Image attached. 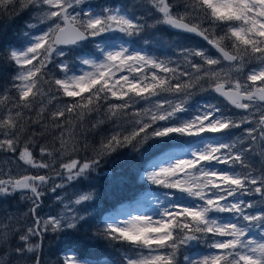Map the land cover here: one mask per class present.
Returning a JSON list of instances; mask_svg holds the SVG:
<instances>
[{"label":"snow or ice","instance_id":"snow-or-ice-1","mask_svg":"<svg viewBox=\"0 0 264 264\" xmlns=\"http://www.w3.org/2000/svg\"><path fill=\"white\" fill-rule=\"evenodd\" d=\"M13 0H0V3H11ZM152 8L159 13L157 23H163L176 29L201 36L214 47L224 61L242 63L258 61L246 77L247 82L237 81L221 82V73L211 70L212 66L219 65L221 60L212 58L204 50H193L188 55L200 57L208 69L202 65L188 60L190 67L203 76L197 75L194 79L207 77L216 81L214 91L223 96L237 109L247 111L252 107L251 103L244 101L264 102V0H193L192 7L202 12L213 24L226 27L224 35L210 38L207 29H201L198 24L186 22L184 15L173 13V4L170 0H148ZM82 0H22V7H37L42 13V20L52 21L42 35H37L29 43L26 49L9 50L8 57L11 62L19 66V72L14 77L19 83L14 84L18 92V103L14 107L18 109L30 108L38 98L47 93L41 86L48 83L44 80V70L52 63L53 55L63 57L62 45H77L83 41L100 37L96 44V58H81L80 63L87 65L89 70L80 74H69L67 63L61 62L56 67L64 73L61 79H54L52 83L57 92L63 96L72 98V103L53 112V121L64 118L66 113L75 114L81 119L84 115L99 111L102 101L114 99L121 103L108 104L109 118L123 115L125 110L131 107L135 98L151 100L160 97L163 93H174L182 97L173 102L163 99L155 104V110L146 109L143 113L137 112L132 131L126 135L116 133L102 142L97 158L85 161L72 159L64 163L66 181L72 182L86 175L90 169H94L100 163V158L110 155L117 148L131 145L139 149L152 138H166L173 134L181 136L200 137L195 150L187 155L190 158L167 157L165 160L151 165V170L145 169V178L153 184L166 189H175L183 194L170 199L172 194L161 193L164 198L160 201L168 206L158 213L159 218L152 215H131L128 219H120V214L110 215L103 222V230L96 233L105 240L116 241L130 246L132 255H124L121 264H178L177 254L182 246L192 242L204 241L206 237H220L207 243L210 249L215 251L200 255L198 258L185 256V264H264V207L258 212H250L255 205L252 202L236 200L238 194L246 195L255 186L254 192L264 198V176L254 177L251 173L235 171L234 165L247 168L243 152L234 151V143L216 140L213 137L204 136L205 133H230L233 128H240L244 122L238 123L221 112L220 108L206 104L202 111H198L191 119L181 120L177 114L186 111V102L190 97L188 91L194 87L193 81L179 82L181 76H189V72L181 71L179 67H171L169 63L143 53L140 50L130 51L122 37L106 36L108 33H123L131 37L144 30L145 25L140 18L132 15L127 10L102 9L100 12L85 11L77 8ZM32 27V25H29ZM122 42L117 45L115 41ZM226 40L231 41L232 51L224 46ZM36 61V63H34ZM150 71V75L146 72ZM127 75H117L118 73ZM163 73L164 75H159ZM176 80V83L172 81ZM225 83L232 86L225 89ZM52 96L51 99H55ZM7 100V97H4ZM51 102V100L49 101ZM165 105L168 107L165 108ZM45 111L43 105L40 113ZM22 112L17 110L13 115L9 114L0 120V130L5 139L0 140V148L15 152V144L18 134L15 132ZM166 122L162 126L154 127L158 122ZM170 122V123H169ZM102 123V121H101ZM258 128H249L248 136L253 141L259 133L264 137V114L259 117ZM59 126V125H58ZM149 129H152L150 132ZM139 138V139H137ZM41 155L49 154L46 148L40 149ZM24 163L33 167L47 168L46 163H37L27 147L20 154ZM166 164V166H161ZM213 164L227 165V168L216 169ZM158 169V170H157ZM57 175H60L57 173ZM44 175L23 177L15 181L0 180V193L8 194L10 190H28L32 193L33 223L31 227L19 235L22 247H16L0 252V264H9L10 258L15 255L22 257L26 252L35 251L38 245L29 243L30 237L39 236L42 231L61 228L78 230L77 225L84 221L85 217L73 213L67 217H49L41 221L36 217L39 207L38 201L43 193L40 185L48 182ZM62 185H56V188ZM92 194H82L74 200L75 205H82L92 200ZM187 198L202 203H184ZM71 212V208H69ZM214 213H230L232 218L221 221ZM7 227V226H5ZM253 229L257 232L253 234ZM8 231L0 233L3 241H8ZM134 250V251H133ZM35 264H40L39 257ZM63 264H83L73 252L66 255Z\"/></svg>","mask_w":264,"mask_h":264},{"label":"trees","instance_id":"trees-1","mask_svg":"<svg viewBox=\"0 0 264 264\" xmlns=\"http://www.w3.org/2000/svg\"><path fill=\"white\" fill-rule=\"evenodd\" d=\"M193 0H170L173 4V12L177 15H184L186 22L190 24H198L201 29H207V35L210 38L224 35L226 27L220 24H213L202 12L194 9L192 5ZM82 4L88 8H92L93 12H100L107 7L111 9L115 5L119 6L121 10H127L132 15L139 17L140 22L145 25L144 30L137 35L128 37L123 34V41H129L125 44L126 47L132 50L139 49L143 53L157 59L169 63L171 67H179L181 71L189 72V76H181L180 81H193L194 87L189 89L190 97L186 102V111L184 114L191 117L195 106L201 103L212 104L220 108L225 115H230L226 112L234 110L229 109L223 101L213 95L211 87L216 83L207 77L195 81L197 75L203 76L201 73H196L188 64V60L208 68L204 65L201 58L188 55L189 51L182 52L177 50L175 46L176 33L166 29L162 23H157V17L151 15L146 7H141L139 3L130 0H82ZM22 0H13L11 3H0V120H2L9 111L14 115L17 110L22 112V118L19 119L15 132L18 134V140L15 144L14 154H19L25 147L32 153L33 158H39L41 162H45L49 167L39 170L41 173L51 174L54 170L60 167V164L69 159H76L81 161H89L97 158V153L100 151L102 142H105L110 136L121 133L128 134L135 126L134 121L138 117L134 114L139 112L143 117L145 110V100L135 98L131 102V107L125 110L123 115H118L115 118H109L107 109L108 104L121 103L114 99L102 101L99 111L88 113L81 119L75 114L69 115L66 113L64 118L58 121H53L52 113L60 108L72 103V98L63 96L62 92H57L56 86L52 81L60 79L63 72H61L56 65L64 62L69 65L70 72L77 67V58L81 56H91L96 58L97 49L96 44L101 40L100 37L90 39L79 46L63 48L65 55L63 57L53 55L52 63L44 70V80L48 83H42L41 86L47 93L46 96L38 97L30 108L18 109L14 107L18 103V92L14 84L19 83L14 77L19 72V66L15 65L9 60V50L22 49L29 39V34L32 30L29 25L32 23L35 14L40 10L34 6L23 8ZM113 34V33H111ZM109 36V34H105ZM182 37L189 38L193 41H198L211 54L212 58H218L211 49L196 38H191L182 35ZM224 46L227 50L232 51L231 41L226 40ZM188 55V60L185 56ZM221 60V59H220ZM36 63V61H34ZM151 70L146 72L150 75ZM164 75L163 73H158ZM176 83V80L172 81ZM181 96L174 93H163L161 99H170L177 102ZM51 96H56V99L49 102ZM7 97V100H4ZM55 102L60 105L54 106ZM43 105L45 111L40 113V107ZM182 113L178 115L181 116ZM102 121V123H101ZM165 123L158 122L154 127L162 126ZM59 125V126H58ZM152 129H149L150 132ZM230 133H205L206 137H213L216 140H223L224 142L234 143L236 145L234 151L243 152L247 168H241L240 165H234V169L240 173H251L252 176L260 178L264 176V139L251 142L249 140L237 139L239 131ZM72 132L74 135L75 144L72 145L70 155L64 160H59V155L54 151L57 146L58 136L61 132ZM190 138V137H189ZM139 139V138H137ZM190 139L186 136L173 134L166 138H152L144 143L139 149L133 148L131 145L117 148L115 152L110 155L100 158V163L97 168L99 172H107L100 178L98 198L93 203V207L88 215H85V220L80 221L77 225L78 230L63 229L55 230L36 236L40 239L39 250L37 252H26L22 257L13 255L10 258L9 264H34L32 258L35 255L39 256L40 264H63V253L65 251L75 252L76 256L81 260H108L112 264H121L124 255H132L130 246L116 241H108L102 237L95 235L103 230V222L101 216L103 213L114 210L117 206L125 203H133L139 200L140 196L148 190H156V185L148 181L142 176L144 167L155 160L157 157L166 153L167 151H179L187 148ZM257 145V146H255ZM46 148L49 154L41 155L40 149ZM3 149V148H2ZM5 150V149H4ZM221 169L227 168V165H218ZM38 171V170H35ZM35 176V173H31ZM254 187L249 185L252 189L246 195L238 194L236 197L245 202H252L255 207L248 211L258 212L260 208L264 207V198H261L254 192ZM8 197V196H7ZM11 204V201H8ZM227 216L232 218V214ZM216 216L221 217L219 213ZM25 221H22L21 229L12 231L8 241H0V252L22 247L18 240L19 235L14 233H22ZM257 232L253 229V234ZM38 239V240H39ZM209 243V239L206 240ZM195 250L197 253L208 254L211 250L206 246H182L177 254L178 264H182V257ZM134 251V250H133Z\"/></svg>","mask_w":264,"mask_h":264},{"label":"rangeland","instance_id":"rangeland-1","mask_svg":"<svg viewBox=\"0 0 264 264\" xmlns=\"http://www.w3.org/2000/svg\"><path fill=\"white\" fill-rule=\"evenodd\" d=\"M135 3H139L141 7H146L148 11H151V15L157 17V19L160 18L159 13H157L151 6V4L148 2V0H130ZM107 8V7H105ZM104 8V9H105ZM80 9L92 10V8H88L87 6L83 5L82 3L77 8V11ZM108 9V8H107ZM111 9H119L118 5H115ZM174 13V12H173ZM175 14V13H174ZM43 13L39 11L37 14H35V17L30 25H32L31 29L32 32L29 34V39L27 40V44L24 46L23 49H26V47L29 45V43L33 40V38L37 35H42L44 31L48 29V27L52 24V21L49 20H42ZM163 24V23H162ZM109 36L112 37H123V33L115 32L113 34L108 33ZM175 41V46L177 47V50L189 51L192 52L193 50H204L209 56L210 52L202 47V45L197 42L190 40L189 38L182 37L180 35L175 36L173 39ZM122 41L117 39L115 41L117 48L119 47V44ZM79 46V44L75 45ZM126 46V45H125ZM74 47V46H73ZM18 50V49H15ZM63 50V48H62ZM139 50V49H135ZM64 51V50H63ZM130 51H133L130 49ZM65 53V51H64ZM81 58H89L94 59L91 56H81L78 57L77 60H81ZM200 57H195V59ZM258 61H249L245 60L242 63V66L240 63L234 62L232 64H225L220 63L219 65H215L211 67V70L217 71L221 73V82L225 81H237L239 80L241 83H250L247 82L246 77L249 74V72L257 67ZM208 69V68H206ZM89 68L87 65H83L80 62H77V67L69 72V74H72L75 72L76 74H80L82 71H88ZM128 73H118L117 75H127ZM64 77V73L62 74L61 78ZM60 78V79H61ZM228 87H231L232 85L229 83H225ZM52 97V96H51ZM51 97L48 99V101H53L55 99H51ZM56 97V96H55ZM163 99L158 97H153L151 100H145V110L146 109H153L155 110V104L158 101H162ZM175 103V101L173 100ZM60 105L58 102H55L54 106ZM204 103H201L199 106H195L194 110L192 112L191 117L186 116L184 112L181 114V116L178 117L181 120H187L191 119L195 114H197L198 111L203 110ZM168 106L165 105V108ZM144 110V111H145ZM144 113V112H143ZM257 113V107L252 104V107L249 108L248 112L243 114L241 116L242 119H237L236 122L241 123L242 121H248L250 119H254L252 122L253 126L257 124L256 117L252 116V114ZM264 114V113H263ZM7 116V115H6ZM5 116V117H6ZM163 123H166L164 121H161ZM170 123V122H169ZM248 123V122H244ZM236 129V128H235ZM234 129V130H235ZM4 130H0V140L5 139L6 137L3 135ZM188 140L190 139V143L187 146V148L181 149L179 151L170 150L166 153L162 154L161 156L157 157L155 160L150 162L144 167V170L142 172V176L145 177V169L151 170V165L158 163L160 161L165 160L167 157L171 156L173 158H190V155H187L191 150H195V148L198 146L197 141H199L200 137H190L186 136ZM263 138V137H262ZM264 139V138H263ZM75 138L72 132H61L58 136L57 146L55 147L54 151L58 153L59 160H64L65 157H71L69 154L71 151V147L75 144ZM257 146V145H255ZM23 151H21L19 154H14L12 152H8V150H4L0 148V180L4 179L5 181H8L6 179H17L23 176L29 175V173H35V176L38 175H44L48 177V182L46 184L40 185V191L43 193V195L40 197V200L38 201L39 207L36 210V217H39L41 221L47 220L49 217H67L71 216L73 213H76L80 216L88 215L91 211V208L93 207V203L98 198V190H99V182L100 178L103 177V175L107 174V172H99L97 168L90 169L88 173H86L85 176L74 180L72 182L66 181V173L64 169L61 167L62 164L70 162L69 159L65 161L64 163L60 164V167H58L56 170H54L51 174L47 173H41L39 170H43L45 168H39V167H33L29 164L24 163L23 160L20 159V154ZM37 163H41V160L39 158H33ZM45 163V162H42ZM219 164H213L212 167L216 169H221ZM161 166H166V164H163ZM38 170V171H35ZM158 170V169H157ZM59 173L60 175H57ZM56 185H62L60 188H56V191L53 192L52 188ZM156 190H148L145 191L137 200L133 203H125L121 204L120 206H117L114 210L110 212L103 213L101 216L102 222L105 221V219L110 215H116L120 214V219H128L130 218L129 215H152L154 219H158V213L160 211H163L164 207L168 206L166 203H161L164 198L161 196V193L168 192L172 194L170 196V199L175 200L176 197L181 196L183 194L177 192L175 189H166L162 186H156ZM92 194V200L84 202L82 205H75L74 200L78 198L79 195L82 194ZM10 195H5L0 193V233L8 231L9 228L12 229V231H18L21 229L22 221L26 222L24 223L23 232L27 230L28 227L32 226L33 223V214H32V207H33V197L32 193L28 190H20L17 189L15 191L10 190ZM9 196V197H7ZM157 197H160V201L157 200ZM96 198V199H95ZM239 200L237 197L230 198ZM8 201H11V204L8 203ZM184 203H202L200 201H193L192 198H187ZM69 208H71V212L69 211ZM222 215L219 217L221 221H227L230 219L226 213H219ZM216 216V213L213 214ZM218 217V216H217ZM7 226V227H5ZM65 228H61L58 230H63ZM12 231L8 232V237L12 233ZM54 231L52 230L51 226L48 227L47 231H42L40 236L42 234H46L48 232ZM22 232V233H23ZM36 236L30 237L29 243L33 245H38L40 240ZM209 239V243L212 240L215 239H221L220 237H212L208 236L205 238V240ZM19 240V237H18ZM0 241H3V237L0 236ZM20 245L23 246V244L20 242ZM206 246L207 243L204 241H201L197 244V242H192L190 245H186L188 247H194V246ZM37 248L35 249V251ZM215 250L211 249L209 252H213ZM71 251H65L63 255V259L66 255H71ZM200 255L195 250H193L191 253H188L182 257V264H185L184 257H192V258H198ZM39 257L35 255V257L32 258V261H36V258ZM83 264H112L108 260H82ZM35 264V262H34Z\"/></svg>","mask_w":264,"mask_h":264},{"label":"flooded vegetation","instance_id":"flooded-vegetation-1","mask_svg":"<svg viewBox=\"0 0 264 264\" xmlns=\"http://www.w3.org/2000/svg\"><path fill=\"white\" fill-rule=\"evenodd\" d=\"M227 88H229L227 85H226ZM251 104L255 105L257 107V113H254L252 114V116L256 117V122L257 124L255 126H253L252 122L254 121V119H250L248 121H250V123H242L243 125L247 126L246 129H244L242 131V133H240L239 135H237V139H240V140H249L251 141L252 138L250 136H248L247 134V130L249 128H258L259 125H258V120H259V117L264 113V103H257L255 101L253 102H250ZM249 110V109H248ZM243 110V111H236L234 110L233 112H229L228 109L226 110V112L230 115V118L233 119L234 121H236L237 119H242L241 116L243 114H245L246 112H248ZM242 124H241V127H242ZM234 129V128H233ZM232 130V129H231ZM253 135L256 136V139H262L263 138L259 135V133H253Z\"/></svg>","mask_w":264,"mask_h":264},{"label":"water","instance_id":"water-1","mask_svg":"<svg viewBox=\"0 0 264 264\" xmlns=\"http://www.w3.org/2000/svg\"><path fill=\"white\" fill-rule=\"evenodd\" d=\"M165 25V24H164ZM165 27H166V29H168V30H170V31H172V32H176V33H182V34H185V35H189V36H191V37H195V38H197V39H199V40H202V41H204V42H206L207 43V45L223 60V58L220 56V54H219V52H217V50L214 48V47H212V45H210L207 41H205L201 36H199V35H196V34H194V33H189V32H186V31H183V30H180V29H176V28H173V27H171V26H168V25H165ZM67 46H71V45H62V46H60V47H67ZM224 61V60H223ZM224 62H226V63H229V62H227V61H224ZM215 87V86H214ZM214 87H213V89H214ZM212 89V91H213V94L215 95V96H217L220 100H222L223 102H225L229 107H231V108H234V109H236V110H242V109H237V108H235L233 105H231L223 96H221V95H219L218 93H216L214 90ZM226 90H227V88H225ZM244 102H249V101H244ZM257 102H260V101H257ZM260 103H262V102H260ZM23 178V177H22ZM22 178H19V179H22ZM19 179H17V180H19ZM13 181H15V180H13Z\"/></svg>","mask_w":264,"mask_h":264},{"label":"bare ground","instance_id":"bare-ground-1","mask_svg":"<svg viewBox=\"0 0 264 264\" xmlns=\"http://www.w3.org/2000/svg\"><path fill=\"white\" fill-rule=\"evenodd\" d=\"M246 127H247V126H245V125L242 124V127H240V128H236V129L234 128V129H235V131H239V134H240V133H242V131H243L244 129H246ZM233 132H234V130H233ZM258 140H260V139H256L255 141H258ZM251 142H254V141L251 140ZM95 199H96V198H95Z\"/></svg>","mask_w":264,"mask_h":264}]
</instances>
